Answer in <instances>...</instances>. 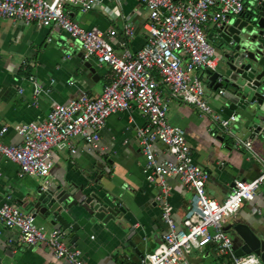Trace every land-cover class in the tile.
Instances as JSON below:
<instances>
[{
    "label": "built area",
    "instance_id": "2783aa9c",
    "mask_svg": "<svg viewBox=\"0 0 264 264\" xmlns=\"http://www.w3.org/2000/svg\"><path fill=\"white\" fill-rule=\"evenodd\" d=\"M115 1L120 3V0ZM140 1L148 15L143 26L145 44L139 51L131 52L127 45L134 29L129 23L123 24L121 32L110 29L103 33L96 28L80 27L65 11L66 6L72 5L86 13L95 0H0V20L45 28L55 26L78 43L86 60L96 66L104 65L112 72L110 83L99 97L81 93L66 105L53 106L43 121L16 125L14 131L21 140L18 145L2 142L9 128L1 127L0 156L17 165L22 176L47 182L53 166V148L65 143L74 153L72 144L76 139L88 146L97 145L107 118L134 107L147 121L136 134L144 159L142 173L148 183L161 189L157 202L167 226L162 244L141 258L139 264H194L188 257L206 247H210L217 260L226 259L221 264H261L253 254L235 257L226 221L235 216L244 203L253 201L259 187L264 186V157L253 148V137L234 138L231 124L237 117L231 114L224 119L213 111L204 98V85L197 76L200 70H216V52L208 41L205 27L212 25L219 29L231 19L244 15L246 0ZM116 38H120V51L112 44ZM33 84L36 104L42 90ZM160 85L166 87V94ZM216 92L224 94L222 89ZM172 101L194 107L199 118H210L211 137L214 140L232 138L234 149L244 151L260 166L259 175L251 181H234L222 202L209 197L205 190L209 173L194 162L185 131L167 122ZM156 144L166 148L169 158L157 159ZM168 178H176L191 193L180 226L174 222L167 203L171 191L166 184ZM0 223L16 231L20 246L39 243L47 247L55 259L66 264H88L77 249L64 241L61 230L47 232L44 226L36 224L31 214H23L12 206L9 198L0 202Z\"/></svg>",
    "mask_w": 264,
    "mask_h": 264
},
{
    "label": "crops",
    "instance_id": "0c3cea01",
    "mask_svg": "<svg viewBox=\"0 0 264 264\" xmlns=\"http://www.w3.org/2000/svg\"><path fill=\"white\" fill-rule=\"evenodd\" d=\"M174 1L186 3L191 0ZM119 2L95 0L92 9L86 13L72 5L66 6L65 11L80 27L96 28L103 33L110 29L121 32L123 24L129 23L134 35L127 48L137 52L145 44L143 26L148 21L147 11L140 0ZM205 32L207 38L216 37V29L212 25H207ZM119 39L112 43L117 51L121 50ZM214 60L217 70L218 55L215 54ZM83 61H86L85 55L78 43L55 26L45 28L36 24L25 25L20 21L0 20V128H9L2 139L4 144H20L14 127L43 121L53 106L66 105L81 93L91 97L101 95L111 81V70L104 65L96 66L92 61L96 67V78L93 79L94 75L84 67ZM207 72H197L204 85V98L215 113L227 119L231 115L226 106L227 100L208 88ZM33 83L42 90L36 104ZM160 88L164 94L167 93L164 85ZM197 113L194 107L172 101L168 107L167 122L185 131L194 162L209 173L205 188L207 195L222 202L229 194L232 182L254 179L259 175L260 166L244 151L234 149L232 138L213 140L210 135L213 127L211 119L199 118ZM146 124V119L133 107L128 112L107 118L97 145L88 146L76 139L72 144L74 153L65 143L52 150L53 166L47 182L73 184L84 191L119 198L126 209L118 227L111 226L107 232L84 236L76 247L72 246L88 264H139L141 258L162 244L167 226L157 202L161 189L148 183L143 176L144 159L136 135L137 130ZM231 125L234 138L246 140L253 137V148L264 157L263 130L253 133L251 123L244 117ZM154 152L158 160L169 158L163 145L156 144ZM40 182L22 176L17 165L0 156V202L9 198L12 206L28 215L30 210L23 203L24 196ZM166 184L171 188L167 203L174 222L180 226L191 193L176 178L166 179ZM35 222L44 226L47 232L54 230L38 219ZM235 222L246 223L254 231L264 226V186L262 191H257L253 201L244 203L235 216L227 219L226 226ZM64 241L69 245L65 235ZM9 246L13 247L11 257L5 256ZM0 260V264H66L55 259L42 244L20 246L16 231L5 228L1 223ZM188 260L194 264H221L210 247L201 252L194 251Z\"/></svg>",
    "mask_w": 264,
    "mask_h": 264
},
{
    "label": "water",
    "instance_id": "95a60500",
    "mask_svg": "<svg viewBox=\"0 0 264 264\" xmlns=\"http://www.w3.org/2000/svg\"><path fill=\"white\" fill-rule=\"evenodd\" d=\"M208 40L219 57L218 69L207 72L208 88L223 89L230 113L250 122L253 133L264 132V0H249L244 15L223 24ZM83 65L95 79L92 61ZM233 186L234 182L230 190ZM84 190L73 184L40 182L27 192L23 203L35 219L61 230L69 245L76 247L84 236L118 227L126 213L119 198ZM227 231L235 257L253 254L264 264V226L254 231L246 223L235 222ZM7 250L5 256L11 257L13 247Z\"/></svg>",
    "mask_w": 264,
    "mask_h": 264
},
{
    "label": "rangeland",
    "instance_id": "374dc122",
    "mask_svg": "<svg viewBox=\"0 0 264 264\" xmlns=\"http://www.w3.org/2000/svg\"><path fill=\"white\" fill-rule=\"evenodd\" d=\"M248 2H249V0H246V1H245L246 4H248ZM213 140H214V139H213ZM207 182H208V181H207ZM208 184H209V183H208ZM205 188H206V186H205ZM259 189H260V191H262V190H263V186H260ZM259 189H258V191H259ZM206 193H207V192H206ZM210 261L213 262L212 258H210ZM207 264H209V263H207Z\"/></svg>",
    "mask_w": 264,
    "mask_h": 264
},
{
    "label": "trees",
    "instance_id": "16d2710c",
    "mask_svg": "<svg viewBox=\"0 0 264 264\" xmlns=\"http://www.w3.org/2000/svg\"><path fill=\"white\" fill-rule=\"evenodd\" d=\"M224 261H226L225 258H221V259H220V262H221V263L224 262Z\"/></svg>",
    "mask_w": 264,
    "mask_h": 264
}]
</instances>
